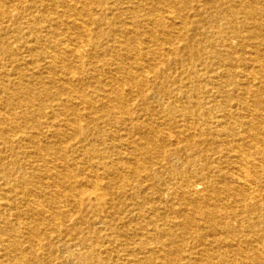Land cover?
Segmentation results:
<instances>
[{"label": "bare ground", "instance_id": "1", "mask_svg": "<svg viewBox=\"0 0 264 264\" xmlns=\"http://www.w3.org/2000/svg\"><path fill=\"white\" fill-rule=\"evenodd\" d=\"M0 264H264V0H0Z\"/></svg>", "mask_w": 264, "mask_h": 264}]
</instances>
